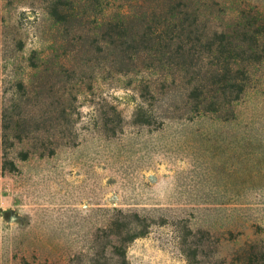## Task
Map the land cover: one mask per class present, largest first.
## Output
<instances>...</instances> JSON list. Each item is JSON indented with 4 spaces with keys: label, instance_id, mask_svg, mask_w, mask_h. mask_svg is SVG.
<instances>
[{
    "label": "rangeland",
    "instance_id": "rangeland-1",
    "mask_svg": "<svg viewBox=\"0 0 264 264\" xmlns=\"http://www.w3.org/2000/svg\"><path fill=\"white\" fill-rule=\"evenodd\" d=\"M193 1L197 29L256 46L205 114L177 70L76 53L145 0H75L76 27L64 0H0V264H120L130 231L126 264H264V0Z\"/></svg>",
    "mask_w": 264,
    "mask_h": 264
},
{
    "label": "trees",
    "instance_id": "trees-1",
    "mask_svg": "<svg viewBox=\"0 0 264 264\" xmlns=\"http://www.w3.org/2000/svg\"><path fill=\"white\" fill-rule=\"evenodd\" d=\"M74 1L64 0V13L56 22H64L71 27L82 26V20L71 14ZM145 1L147 13H143L142 9H134L104 25L109 32L103 47L98 46V43L96 47L88 45L82 38L76 53L86 57L94 51H105L107 65L104 64L111 73L117 75L142 69L153 71L159 68L168 72L177 70L183 74L182 78H188L187 83L197 99L196 107L200 114L212 110L209 108L210 100L217 102L227 92L236 93L231 99L235 101L244 91L248 77L242 73L243 79L238 80L231 73L238 65V60L244 62L243 58L250 60L255 56V43L237 42L234 39L235 30L215 29L210 32L206 26L201 31L197 29L203 14L198 12L193 0ZM204 59L210 60L207 65L213 68L204 70ZM85 60L63 61L62 67L68 66L75 73ZM93 63L94 61L87 60V64ZM234 71L238 73V70ZM168 74L170 77L173 73ZM63 113L67 116L65 109ZM142 234L143 232L130 231L124 238L114 239L119 244L113 246L118 250L120 264H126L124 244Z\"/></svg>",
    "mask_w": 264,
    "mask_h": 264
}]
</instances>
